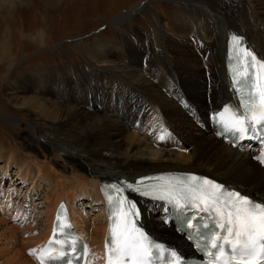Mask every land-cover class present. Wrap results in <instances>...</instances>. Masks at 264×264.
I'll use <instances>...</instances> for the list:
<instances>
[{
    "label": "bare ground",
    "instance_id": "bare-ground-1",
    "mask_svg": "<svg viewBox=\"0 0 264 264\" xmlns=\"http://www.w3.org/2000/svg\"><path fill=\"white\" fill-rule=\"evenodd\" d=\"M189 7L203 21L200 30H190L185 20L174 25L190 33L189 42L165 33L157 42L150 33L134 32L121 39L122 64L107 72L93 67L72 77L43 74L44 81L16 83L14 91L30 90L34 97L18 148L0 152V264H38L61 203L87 244L89 264H105L108 216L100 190L118 179L190 173L264 201V169L251 161L253 144L231 146L210 122L224 105L235 104L224 67L226 37L236 33L264 58V1L194 0ZM128 18L113 24L121 28ZM0 49L7 50L5 43ZM133 200L151 238L192 254L163 205Z\"/></svg>",
    "mask_w": 264,
    "mask_h": 264
},
{
    "label": "snow or ice",
    "instance_id": "snow-or-ice-1",
    "mask_svg": "<svg viewBox=\"0 0 264 264\" xmlns=\"http://www.w3.org/2000/svg\"><path fill=\"white\" fill-rule=\"evenodd\" d=\"M242 40L239 36L231 37L228 57L235 60L230 71L239 107L225 105L218 113V123L225 132L238 133L239 138L251 131L264 142V58H258L253 50L243 47ZM257 159L264 164V152ZM108 187L115 195H106L109 228L105 237V264H156L157 260L165 258V264H182L177 250L154 242L139 225L137 203L124 194L125 189L152 200L165 201L177 209L192 207L207 214L203 219H210L214 230L208 232L200 247L206 253V264H264V201L195 174L141 177ZM56 219L53 239L40 250V264L61 260L73 264V259L89 264L85 259L87 246L65 232L70 228L67 217L58 213ZM202 227L209 229V224L204 223ZM58 232L65 234L64 240L55 239ZM54 243L60 247H52Z\"/></svg>",
    "mask_w": 264,
    "mask_h": 264
},
{
    "label": "rangeland",
    "instance_id": "rangeland-1",
    "mask_svg": "<svg viewBox=\"0 0 264 264\" xmlns=\"http://www.w3.org/2000/svg\"><path fill=\"white\" fill-rule=\"evenodd\" d=\"M143 1L53 0L46 3L44 0H17L13 4L0 3V48L2 43L7 48L5 52L0 49V152L17 149L19 136L26 130L24 125L30 122L28 105L34 93L14 91L17 82L27 85L31 81H44L43 74L58 76L64 72L72 77L93 67L107 72L112 66L122 64L121 39L124 36L132 38L134 32L150 33L157 42L163 33L189 42L190 33H179L180 30L174 29L175 23L185 20L190 30H200L203 21L189 14L194 0H151L143 3L147 5L144 10L130 13L131 8ZM126 14L129 18L121 28L113 24ZM261 31L264 35V29ZM46 99L61 105L53 97L46 96ZM191 119L190 124L198 126ZM186 247L190 250L187 244Z\"/></svg>",
    "mask_w": 264,
    "mask_h": 264
}]
</instances>
